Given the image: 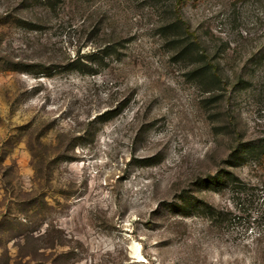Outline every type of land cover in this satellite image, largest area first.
Returning <instances> with one entry per match:
<instances>
[{"label": "rangeland", "instance_id": "obj_1", "mask_svg": "<svg viewBox=\"0 0 264 264\" xmlns=\"http://www.w3.org/2000/svg\"><path fill=\"white\" fill-rule=\"evenodd\" d=\"M170 4L0 0V264H264V0Z\"/></svg>", "mask_w": 264, "mask_h": 264}, {"label": "trees", "instance_id": "obj_2", "mask_svg": "<svg viewBox=\"0 0 264 264\" xmlns=\"http://www.w3.org/2000/svg\"><path fill=\"white\" fill-rule=\"evenodd\" d=\"M161 1V0H160ZM162 1H164V0H162ZM167 2L169 1V2H171V4L170 5H168L169 6V8L171 7V6H173L174 7V10H175V12H180L181 11V9H182V7L184 6V3L185 2H187L188 0H166ZM50 3H53V1H50ZM165 11L167 12L168 11V8H166L165 9ZM169 26H170V28H174V26H178V24H177V22L175 21V22H172V23H169ZM174 43H176V39H173V44ZM193 44H194V42H189L188 44H185V45H180V46H178V48H180L179 49V55H182L183 53H185V52H188V50H191L192 49V46H193ZM177 45V44H176ZM175 45V46H176ZM109 48V47H108ZM108 48H106V50L105 51H107L108 50ZM261 53H262V55H263V59H264V47H263V49H262V51H261ZM96 55V54H95ZM200 69H202V70H207L206 72H211V73H213L214 72V75L218 78V76H217V73L215 72V71H218V69H219V65L218 64H215V63H208V65L206 66V67H203V68H199V72H201V70ZM198 71V68H196V70L194 71V72H196V74H200V73H198L197 72ZM221 81V80H220ZM246 150L249 154H251L253 151H254V145H253V143H250L249 145H246V146H244L242 149H241V151L242 150Z\"/></svg>", "mask_w": 264, "mask_h": 264}]
</instances>
